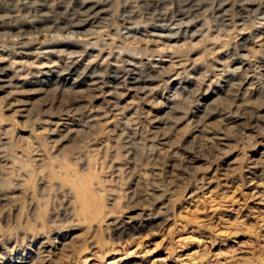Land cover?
Listing matches in <instances>:
<instances>
[{
    "label": "rangeland",
    "instance_id": "374dc122",
    "mask_svg": "<svg viewBox=\"0 0 264 264\" xmlns=\"http://www.w3.org/2000/svg\"><path fill=\"white\" fill-rule=\"evenodd\" d=\"M0 264H264V0H0Z\"/></svg>",
    "mask_w": 264,
    "mask_h": 264
},
{
    "label": "bare ground",
    "instance_id": "6f19581e",
    "mask_svg": "<svg viewBox=\"0 0 264 264\" xmlns=\"http://www.w3.org/2000/svg\"><path fill=\"white\" fill-rule=\"evenodd\" d=\"M252 2V1H251ZM6 88V87H5Z\"/></svg>",
    "mask_w": 264,
    "mask_h": 264
}]
</instances>
